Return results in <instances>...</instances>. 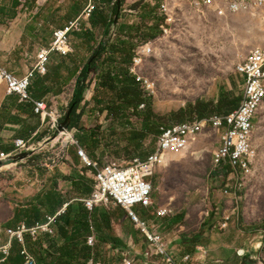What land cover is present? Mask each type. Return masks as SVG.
Listing matches in <instances>:
<instances>
[{"label": "rangeland", "instance_id": "1", "mask_svg": "<svg viewBox=\"0 0 264 264\" xmlns=\"http://www.w3.org/2000/svg\"><path fill=\"white\" fill-rule=\"evenodd\" d=\"M168 1L172 8L168 22L157 9L165 0L146 1L152 7V19L157 24L163 23L167 31L158 27L155 36H151L153 27L149 29L143 23L130 32H138V35L146 33L148 41L153 43V52L143 58L140 69L143 76L154 84V90L142 89L145 91V101L142 102L144 105L138 106V110L142 114L152 110L159 116L160 126L177 121L173 114L198 99L216 102L222 96H241L243 78L236 72L235 66L254 46L264 45V22L250 12L221 16L203 5L194 6L192 0ZM122 5L126 9L130 7L127 0H123ZM70 7H78V1L71 2ZM140 10L136 9V13L123 12L125 20L133 17L140 24L148 18L145 11ZM110 16H113L112 12ZM139 86L141 88V84ZM88 89L85 97H88ZM93 91L92 97L89 100L84 98L79 106L78 113H84L80 126H98L104 131L95 151L100 166L115 159L122 163L128 160L124 154L126 135L132 128L140 127L141 120L133 118L126 126L121 121L114 122L107 116L105 108L111 101L112 92L100 89L98 96L103 103L98 106L94 100L96 87ZM126 127L129 130L125 132ZM78 132V129L73 131V136ZM57 138L52 135L50 142H53V149L60 148L59 154L54 156L52 149L41 152L37 154L36 162L39 160L41 163L43 158L52 160L53 156L57 161L66 162L67 141ZM254 141L257 157L240 190L234 188L235 179H225L223 171L213 163V150L219 144V135L210 126L197 136L188 149L170 154L166 166L148 179L154 187V207L162 206L171 211L167 220L174 221L176 225L172 236L165 235L169 240L175 236L182 239L200 236L201 246L216 250L214 253L209 251L205 264L227 257L223 250L224 246L230 244L237 251L250 250L255 264H264V101L255 121ZM156 143L157 137L152 134L142 148L131 151L143 158L155 150ZM31 161L0 169V202L7 207L4 213L0 211V218H4L5 214L7 216L11 207L22 199L21 190L32 187L30 171L34 168L28 169L29 174L21 170L25 166H32ZM226 188L229 193L224 192ZM222 191L229 197H225ZM216 207L220 208L219 215H223L224 211L232 213L231 225L226 231L220 229L221 217L212 212ZM136 210L145 212L141 207ZM236 223L240 228L237 229ZM141 241L144 242L142 236ZM181 248L185 250L186 246ZM240 259L245 260L246 257ZM187 264L197 263L190 261ZM230 264L239 263L233 261Z\"/></svg>", "mask_w": 264, "mask_h": 264}, {"label": "crops", "instance_id": "2", "mask_svg": "<svg viewBox=\"0 0 264 264\" xmlns=\"http://www.w3.org/2000/svg\"><path fill=\"white\" fill-rule=\"evenodd\" d=\"M73 1L74 0H0V66L8 72L17 75L18 77L26 76L30 71H32L36 63V55L38 51L43 47L49 46L53 39L54 31L57 28L63 27L71 18H74L81 11L86 2V0H77L78 7L71 9L70 4ZM127 1L130 3V7L128 9L123 8L124 6L120 3V9L118 11L117 7L116 11V14L118 13L117 22H115L114 17V23L109 28H106L107 23H102V20L98 18L99 14L107 21L110 20L114 16L113 14L116 0H94L96 9H94L90 16L82 23L80 30L72 31L70 34L72 52L67 55L52 52L49 56L47 72L43 75L34 72L33 77L31 78V86L29 90L35 100L43 101L48 107L57 109L61 112L68 111L67 109L72 99L76 78L80 71H82V69L89 63L93 51L100 44L104 35H108L110 37L109 44H117L121 41L133 43L132 52L134 54V48L137 41L149 40V37H147L146 33L141 32L142 34L139 35L136 34L138 32H135L134 34L130 33L134 28L138 29L139 25H142L143 23H145L149 29L156 25L158 27L164 25L163 23L157 24L152 19L153 15H150L152 12V7H149V5L146 4L147 0H143L142 2L140 0ZM217 1L218 5L222 6L227 0ZM163 3L169 4V1L165 0V2H162L160 6L157 7V9L159 10V13L165 15L161 9ZM137 4H139V6H137ZM203 6L216 11L214 6ZM139 8H141L140 11L144 10L146 13L145 15L148 16L146 20H142L140 24L139 22H135V18L133 17L129 21L125 20L123 12L130 11L136 13V9L139 10ZM170 9L172 11L171 7ZM111 12L113 16H110ZM239 12H250L253 16L259 17L258 13L253 11ZM58 14L61 18L59 21H57ZM168 21L169 20H166V22ZM105 51L106 52L103 57L102 64L103 69L100 70L103 71L107 68V66H109V58L113 59L115 65L119 66L123 63V56L113 53L109 47H107V50ZM101 61L102 58L98 62V67H101ZM131 62L128 64V71ZM99 72L96 73L97 77H94L90 85L86 88L87 90L91 86V88L88 89V97H85L84 94L85 100H89V98L92 97L94 92L93 89L95 87L96 91L94 98L95 96H98L99 91L97 90V78ZM111 74L113 76L119 75L118 69H113ZM119 77H121V75H119ZM242 78L244 85L245 79L243 76ZM7 92V85L5 83L0 85V154L13 153L16 150L15 141L17 139H23L36 149L30 158L37 156V154L41 152H46L51 149L53 150L52 154L57 156L60 152V148L53 149V142H50L52 134L49 131L46 123L40 118L39 115L34 112L33 104L23 102L17 95H9ZM132 110L133 108L128 109V114ZM212 113H215V111L206 114L203 117H200L197 113H194L190 116H186L185 120L192 119L194 117L204 118ZM107 116L114 122H120L109 112H107ZM174 122L181 121L177 120L172 121L171 123ZM171 123L165 125H169ZM124 125L126 126L127 124ZM75 130L76 129H73V131ZM128 130L129 128L126 127L124 131L126 132ZM101 131L104 132L102 129ZM113 133H115V131H113ZM217 134L219 135L220 139L219 132H217ZM151 135L152 134L149 133L141 140L139 149L144 146L146 139ZM124 141L126 143V147L128 140L125 138ZM80 145L86 150L87 155L91 160L97 161L99 163L96 153L94 158L90 157L89 152L87 151V146L81 143ZM130 147L132 146L130 145ZM124 154L128 160L122 161V163L129 162L134 158L145 159L149 155L148 154L142 158L137 156L135 152H130L129 156L127 155L126 151ZM54 156L52 160L49 158V161H46V159L43 158L41 163L39 160L38 162H36V160H32V166L28 165L21 169L22 173L27 172V174H29L28 169L34 168L30 171V174L32 175V187L21 190L22 199L18 201L15 206L11 207V212L7 216L5 214L4 218H0V248L9 242L6 229L17 228L21 224L27 225L25 222V212L30 210L32 205L38 203L37 197L40 196L41 199H44L47 197V195L58 194L62 200V205L60 204L53 210L50 209V211L42 208V217L38 220L39 222H35V224L45 222L46 216L49 215H57L62 212L60 215L62 216L65 214L69 204H72L74 211L78 209V205L82 204L84 206L82 200L87 198L93 190L96 170L86 166L81 161L77 154L76 146L69 145L68 148H66V162L57 161ZM30 158L26 159V161H20L14 165L19 166L23 162L29 161ZM115 160L120 162V160ZM228 173L224 174L227 175ZM222 193L225 197H229V195L225 194L223 191ZM154 206L155 205L150 208H144L140 205H137L134 208V211L140 219L148 221L151 226L155 227L158 233L166 238L169 251L172 253L175 262L178 264H187L191 261L196 262L197 264H205L204 261L209 257V251L214 253L216 250L211 249L210 246H201L202 242L200 236L194 239H182L178 236H175L173 240H169L165 233H167L169 236H172V234H174L176 231L175 222H170V220H167V218L171 216L172 213L165 217H160L156 214V212L157 210L164 207L158 206L156 208ZM137 207L145 209V212H138V210H136ZM15 209L21 214L19 215L18 219L15 218ZM4 210L7 211V207L4 205V203L0 202V211L4 213ZM94 210L97 212L95 213ZM94 210V212H89L90 214L88 215L90 233L87 234V236L85 235L81 241L79 240L81 244L83 243L89 247L87 245V237L94 235L96 239L95 245L89 247L92 250V253L86 264H88L89 260L91 259L100 264H123L124 259H130L133 264H135L136 261H138L139 264H165V262L160 257L147 255V241L124 209L116 206H100ZM219 211V207L212 209L213 214L216 216L219 215ZM223 214L230 215L227 228L229 229L231 225L232 213L224 211ZM219 216L221 217L222 222L223 215L220 214ZM103 217L106 219L108 218V227L110 228L109 231L112 233V237H106V240H103L102 230L104 227L101 225ZM236 224L237 229L240 228L239 223ZM32 225H30V227ZM104 230L106 231V229ZM48 236H50V238L55 237H51V235L48 234L40 235L38 238L41 239L42 242L35 247V250L38 253L47 255V261L49 263H53L60 257L61 252L59 249L65 245L66 241L58 237V246H53L55 244L53 241L47 240ZM141 236L144 242L141 241ZM35 240L32 239V241ZM13 244L14 242H12V245ZM15 244L21 251L22 245L17 241ZM24 246L29 250L25 243ZM182 246H186L185 250L181 248ZM96 249L99 251L98 254ZM223 252H225L227 257L222 258V260L216 259L212 261L211 264H230L233 261L239 264H245L253 259L251 257L252 254L250 250L237 251V249L231 244L224 246ZM1 256L2 255L0 252V258ZM33 256L35 257L34 254ZM243 257H246V259H240ZM186 258H189V260L185 261ZM212 259H215V257ZM4 264H6V262Z\"/></svg>", "mask_w": 264, "mask_h": 264}, {"label": "built area", "instance_id": "3", "mask_svg": "<svg viewBox=\"0 0 264 264\" xmlns=\"http://www.w3.org/2000/svg\"><path fill=\"white\" fill-rule=\"evenodd\" d=\"M192 1L196 7L200 5L214 6L216 12L221 16L239 11H253L258 13L264 22V0H227L222 6L218 5L217 0ZM94 9H96L94 0H86L83 8L74 18H71L63 27L57 28L49 46L38 51L35 66L26 76L18 77L0 66V85L4 83L7 85L9 95H17L21 101L32 103L34 112L46 123L51 134L58 136L57 139L67 141V146H76L81 161L86 166L96 170L93 190L87 198L82 200L85 208L89 212L100 206H116L124 209L145 237L148 244L147 255L158 256L165 264H178L169 251L166 238L158 233L148 221L140 219L134 208L137 205L144 208H150L154 205V187L148 179L166 166L170 154L188 149L207 126L220 134L219 144L213 150V163L219 169L221 166L229 165L231 171L227 175L222 172L223 176L228 181L235 179L233 184L236 190L243 187L245 178L250 175L257 157L254 135L255 121L264 101V46L252 48L246 57L235 66L236 72L245 79L242 97L236 108L226 113L215 112L204 118L194 117L169 125H161L157 135L156 148L145 159L134 158L125 163L110 160L100 166L97 161L89 158L86 150L75 139L73 129L68 128L63 132L58 130L66 112L48 107L43 101L35 100L29 90L34 72L42 75L47 72L49 56L52 52L62 55L72 52L71 32L80 30L82 23ZM161 9L166 15V20H170L172 11L169 4L163 3ZM161 28L167 31L164 25H161ZM152 52L153 43L151 41H137L129 66V72L141 84V89L150 91L154 90V84L143 76L140 68L143 58ZM144 90L143 92H145ZM15 146L16 150L13 153H1L0 160H6L23 151L34 152L36 150L23 139H17ZM228 185L229 183H227ZM224 192L229 193L228 188ZM170 212L168 209L161 208L157 210L156 214L165 217ZM61 214L62 212L57 215L46 216L45 222L36 223L31 227L21 224L17 228L6 229L9 242L0 248L2 255L0 264H4L8 260L13 241L22 245L20 255L23 258V264H37L33 254L24 246L25 235H29L34 240L42 234L55 236V226ZM229 220L230 215L223 214L222 223L219 225L221 230L228 228ZM95 242L94 235L87 237L89 247L94 246ZM188 260L189 258L185 259V261ZM88 264L100 263L91 259ZM123 264H133V262L130 259H124Z\"/></svg>", "mask_w": 264, "mask_h": 264}, {"label": "trees", "instance_id": "4", "mask_svg": "<svg viewBox=\"0 0 264 264\" xmlns=\"http://www.w3.org/2000/svg\"><path fill=\"white\" fill-rule=\"evenodd\" d=\"M123 0H120L122 5ZM117 0L115 2L114 8V16L110 20H106L99 14V17L102 20V23H107L106 28H109L114 23V17L117 11ZM158 26L153 27V31L150 32L151 36H155L157 33ZM88 33V32H86ZM110 37L108 35H104L100 44L95 48L93 54L90 58L94 56L92 62L88 63L82 71H80L79 75L76 78L72 99L69 103V107L71 104L75 103V107L72 115H70L69 119V129H78L79 132L75 134V138L81 143L87 146L89 150L90 157H95V151L97 149V145L100 143L102 139L103 132L101 131V127H93V128H85L80 126V119L83 113H77L80 104L84 99V94L86 88L90 85L96 73L99 72L102 68L103 57L105 55V50L109 47L113 53L119 54L123 56V63L121 65H115L112 58H109V66L103 71L100 70L98 74V84L97 90L107 89L112 92L111 101L105 107L113 117H116L118 121H121L125 124H128L132 119H140L141 126L132 128L129 131V135H126V139L128 140L127 146L124 148L127 155L129 156L131 150L139 149V145L141 140L146 137L149 133L153 135H157L160 131L159 125V116L154 114L152 110H147L143 114L139 112L138 106L145 101V93L138 85L136 78L131 75L128 71V64L131 62L132 58V49L133 43L128 41H121L116 43H110ZM102 58L101 67H98V62ZM113 69H118L119 75L113 76L111 71ZM241 96L229 98L228 96L220 97L216 102L214 101H203L201 99L196 100L195 103H189L187 108L181 109L175 112L173 115L177 118V120L183 121L186 119V116H190L194 113H197L200 117L205 116L211 112H227L234 109L238 102L241 100ZM95 103L99 106V104L103 103L101 97L95 96ZM68 107V109H69ZM133 108L132 112L128 114V109ZM103 111V109H102ZM120 120H119V119ZM130 145L132 147H130ZM38 156H33L30 160H35ZM224 173H228L230 171V166L225 165L220 167ZM38 203L32 205L31 209L25 212V222L27 226L30 227L33 223L39 222L38 220L42 217L41 209L45 208L50 211V209L56 208L58 205H62V200L58 196L55 195H47L44 199L41 197H37ZM95 213L97 212L94 210ZM93 211V212H94ZM89 211L82 205H78V209L74 211L72 204H69L65 214L58 217L56 230L57 236L50 238L47 237V240L53 241L55 245L58 246V239H64L65 245H63L60 250V257L57 261L53 263H49L47 261L48 256L42 253H38L35 250V247L38 244H41V239L37 238L35 241H32V238L29 235H25V244L36 257L37 264H86L88 259L91 256V249L81 244L80 241L90 233V225H89ZM20 213L15 209V218H19ZM109 220L108 218L102 219L101 225L104 227L103 232V240H106V237H112V233L109 231L108 227ZM33 224V225H34ZM32 225V226H33ZM100 229V228H99ZM106 229V231L104 230ZM59 237V238H58ZM80 240V241H79ZM14 244L11 247L10 256L6 261V264H23L22 257L20 255V249H18L15 244L16 241H13ZM81 247H80V245ZM97 254L99 253L98 249H96ZM256 262L251 261L245 264H255Z\"/></svg>", "mask_w": 264, "mask_h": 264}, {"label": "water", "instance_id": "5", "mask_svg": "<svg viewBox=\"0 0 264 264\" xmlns=\"http://www.w3.org/2000/svg\"><path fill=\"white\" fill-rule=\"evenodd\" d=\"M117 5H118V11L120 9V0H117ZM117 18H118V13L115 16V22H117ZM94 59V56L90 59L89 63L92 62V60ZM75 107V103L71 104L68 111L65 114V117L63 119V121L61 122L58 130L63 132L65 130H67L69 128V119L71 112H73ZM33 152L31 151H23L22 153H19L17 155H13L10 156L8 159L6 160H0V168L4 167V166H9V165H13L16 164L20 161L26 160L28 158H30L32 156Z\"/></svg>", "mask_w": 264, "mask_h": 264}, {"label": "bare ground", "instance_id": "6", "mask_svg": "<svg viewBox=\"0 0 264 264\" xmlns=\"http://www.w3.org/2000/svg\"><path fill=\"white\" fill-rule=\"evenodd\" d=\"M54 141V140H53ZM56 142H57V140H56ZM9 166H11V165H9ZM6 166H4V167H2V168H5ZM1 169V168H0Z\"/></svg>", "mask_w": 264, "mask_h": 264}]
</instances>
